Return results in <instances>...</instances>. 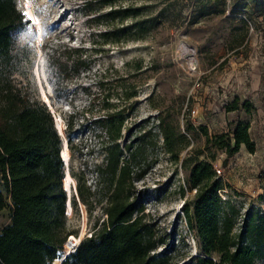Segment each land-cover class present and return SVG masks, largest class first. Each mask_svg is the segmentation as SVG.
I'll list each match as a JSON object with an SVG mask.
<instances>
[{
    "label": "rangeland",
    "instance_id": "rangeland-1",
    "mask_svg": "<svg viewBox=\"0 0 264 264\" xmlns=\"http://www.w3.org/2000/svg\"><path fill=\"white\" fill-rule=\"evenodd\" d=\"M227 1L213 0L209 5L217 6L209 14L202 13L206 0L118 1L116 7L145 5L142 11L153 17L152 28L143 38L112 43L101 33L108 23L117 22L112 17L94 21L111 9L101 0H18L29 24L15 36L14 83L41 102L42 92L47 94L62 118L64 136L67 118L75 116L77 150L73 155L69 150V171H84L93 189L96 166L105 164L106 154L101 146L105 136L95 137L102 135L101 128L92 120L124 110L120 142L142 139L139 166L146 174L135 184L143 191L145 212L158 221L165 236L159 251H171L174 264H186L203 253L197 231L184 217V203L193 201L196 191L189 189V173L182 166L205 145L201 125L214 134L227 131L231 121L250 123L255 151L242 147L227 164L226 154L219 151L214 165L227 185L222 198L238 210L236 232L248 212L264 213V0H259V11L219 6ZM28 3L36 19L26 14ZM236 97L240 103L251 101L253 109L229 111L227 104ZM48 108L56 125L55 113ZM159 117L186 137L179 162L164 148ZM127 128L133 129V136L128 137ZM68 218L70 230L77 232L69 239H82L105 215L101 205L90 214L78 203V211L72 209ZM10 221L7 207L0 211V231Z\"/></svg>",
    "mask_w": 264,
    "mask_h": 264
},
{
    "label": "trees",
    "instance_id": "trees-1",
    "mask_svg": "<svg viewBox=\"0 0 264 264\" xmlns=\"http://www.w3.org/2000/svg\"><path fill=\"white\" fill-rule=\"evenodd\" d=\"M101 1L111 9L96 15L94 21L112 17L117 22L108 23L101 33L106 40L120 43L143 38L152 28L153 17L142 11L145 5L128 3L116 7L121 0ZM206 1L207 5H202L203 14H209L217 6L209 5L213 0ZM259 2L233 0L231 5L224 2L219 6L233 11L236 8L259 11L262 9ZM28 24L25 13L18 8V0H0V211L11 209V221L0 231V264H53L63 257L69 237L77 235L70 230L66 214L69 198L63 185L66 171L61 157L63 137L46 103L32 98L12 79L16 65L15 36ZM227 105L229 111L241 107L253 109L251 101L240 103L239 97ZM92 123L101 128L102 135L95 137L105 136L101 141L105 164L96 166L95 189L88 185L84 171H70L77 182L79 198L73 193L71 205L77 212L81 203L90 214L101 205L105 218L95 221L90 235L83 237L61 264H174L171 251H159L165 245V236L160 235L158 221L145 212L143 191L135 184L136 179L146 174L139 166L145 147L141 137H132L124 145L120 142L125 126L123 109L96 116ZM75 124L74 115L67 118L65 138L72 155L77 150ZM157 126L165 150L179 162L187 147L186 137L163 117L158 118ZM250 127L243 120L231 121L227 131L211 134L207 126L201 125L199 129L206 138L204 147L182 161L189 173V189L196 191L193 201L184 203V217L197 231L203 252L186 264H256L264 260V213L248 212L236 232L238 210L231 201L222 198L221 192L227 185L214 165L219 151L226 154L224 164L242 147L255 151ZM127 131L128 137L133 136V129Z\"/></svg>",
    "mask_w": 264,
    "mask_h": 264
},
{
    "label": "bare ground",
    "instance_id": "bare-ground-1",
    "mask_svg": "<svg viewBox=\"0 0 264 264\" xmlns=\"http://www.w3.org/2000/svg\"><path fill=\"white\" fill-rule=\"evenodd\" d=\"M28 2H29V1H28ZM25 9H27V13H26V14H27L29 17H30L31 15L34 17V12H33V10H32V6H31L30 3H28L27 8H25ZM34 19H36V17H34ZM35 22H36V21H35ZM39 27H40V26H39ZM40 29H41V28H40ZM42 94H43V99H44V101H46V102L49 103L51 109H52L53 112L55 113L56 123H57L58 129H59L60 133H61V134L63 135V137H64L62 118H61L60 116H58V115L56 114V112L54 111L53 106H52L51 103L49 102V98H48L47 94L44 93V92H42ZM62 154H63V157H64V159H65V161H66V164L68 165V164H69V160H70V153H69V148H68L67 143H66V147H65V148L63 149V151H62ZM63 183H64V186L67 187V189L69 190V191H68L69 194H71V193L73 194L74 192L72 191V186H71V185H72V183L75 184V180H74L73 177L71 176L69 170H68V172L66 173V175H65V177H64ZM69 204H70V205H69V206H70V212H69V214H71L73 208H72L71 202H70ZM70 240L72 241V243H73L74 245H73V246H68V249H67V250H68L69 252L73 251L74 247L77 246V245L79 244L81 238H78V237L72 236ZM54 264H60V260H56Z\"/></svg>",
    "mask_w": 264,
    "mask_h": 264
},
{
    "label": "water",
    "instance_id": "water-1",
    "mask_svg": "<svg viewBox=\"0 0 264 264\" xmlns=\"http://www.w3.org/2000/svg\"><path fill=\"white\" fill-rule=\"evenodd\" d=\"M45 103L47 104V106H50L49 105V103L48 102H46L45 101ZM51 111V110H50ZM52 112V111H51ZM56 129L58 130V132H59V134L63 137V135L60 133V131H59V129H58V126H57V123H56ZM66 143H67V145H68V142H67V139L65 138V136L63 137V143H62V150H61V157H62V159L64 160V162H65V167H66V171H65V175H66V173L68 172V170H69V164L67 165L66 164V161H65V159H64V157H63V154H62V151H63V149L66 147ZM63 185H64V183H63ZM72 191L75 193V195L77 196V198H78V190H77V184H76V182H75V184L74 183H72ZM64 189L66 190V192H67V194H68V198H69V200H68V202H67V204H66V214L67 215H69V212H70V202H71V197H72V193L71 194H69V190L67 189V187H65L64 186ZM79 199V198H78ZM66 245L67 246H73L74 244L72 243V241L70 240V239H68V241H67V243H66ZM76 247V246H75ZM75 247H74V249H75ZM73 249V250H74ZM69 253V251H67L66 250V252L64 253V255H63V257L60 259V264L62 263V261L64 260V258L66 257V255Z\"/></svg>",
    "mask_w": 264,
    "mask_h": 264
},
{
    "label": "built area",
    "instance_id": "built-area-1",
    "mask_svg": "<svg viewBox=\"0 0 264 264\" xmlns=\"http://www.w3.org/2000/svg\"><path fill=\"white\" fill-rule=\"evenodd\" d=\"M227 4L228 5H231L232 4V0H228L227 1ZM216 171H217L218 174H221V170H219V169L216 168Z\"/></svg>",
    "mask_w": 264,
    "mask_h": 264
}]
</instances>
